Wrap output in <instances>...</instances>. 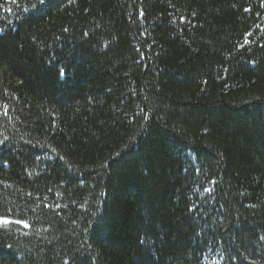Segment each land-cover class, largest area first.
<instances>
[{"label":"trees","instance_id":"16d2710c","mask_svg":"<svg viewBox=\"0 0 264 264\" xmlns=\"http://www.w3.org/2000/svg\"><path fill=\"white\" fill-rule=\"evenodd\" d=\"M0 264H264V0H0Z\"/></svg>","mask_w":264,"mask_h":264}]
</instances>
